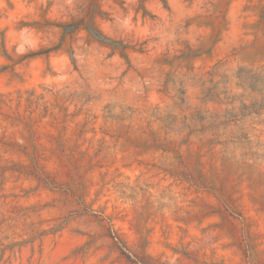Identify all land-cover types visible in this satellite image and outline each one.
<instances>
[{
  "label": "rangeland",
  "instance_id": "1",
  "mask_svg": "<svg viewBox=\"0 0 264 264\" xmlns=\"http://www.w3.org/2000/svg\"><path fill=\"white\" fill-rule=\"evenodd\" d=\"M0 264H264V0H0Z\"/></svg>",
  "mask_w": 264,
  "mask_h": 264
},
{
  "label": "trees",
  "instance_id": "2",
  "mask_svg": "<svg viewBox=\"0 0 264 264\" xmlns=\"http://www.w3.org/2000/svg\"><path fill=\"white\" fill-rule=\"evenodd\" d=\"M96 36H98V35H96ZM103 39H105L104 37H102Z\"/></svg>",
  "mask_w": 264,
  "mask_h": 264
}]
</instances>
